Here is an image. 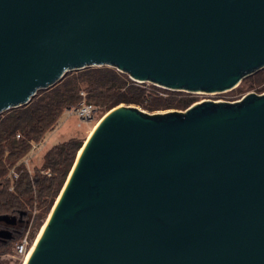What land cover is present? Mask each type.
Masks as SVG:
<instances>
[{
  "label": "water",
  "instance_id": "water-1",
  "mask_svg": "<svg viewBox=\"0 0 264 264\" xmlns=\"http://www.w3.org/2000/svg\"><path fill=\"white\" fill-rule=\"evenodd\" d=\"M103 65L232 90L264 68V0H0V113ZM44 224L26 264H264V92L150 114L120 103Z\"/></svg>",
  "mask_w": 264,
  "mask_h": 264
},
{
  "label": "trees",
  "instance_id": "trees-1",
  "mask_svg": "<svg viewBox=\"0 0 264 264\" xmlns=\"http://www.w3.org/2000/svg\"><path fill=\"white\" fill-rule=\"evenodd\" d=\"M242 82L247 85L245 89L263 92L264 68ZM84 99L102 115L120 103L154 112L185 110L198 100L194 93L138 82L113 66L103 65L69 71L53 86L40 89L27 104L0 113V215L19 217L24 213L16 225L0 222V249L15 246L28 228L41 227L50 213L84 140L71 137L53 145L34 172L28 170L23 158L33 142L41 141L54 128L66 109L80 105ZM11 168L19 173L14 181L9 175ZM47 168L50 175L43 172ZM3 230L11 235L1 234Z\"/></svg>",
  "mask_w": 264,
  "mask_h": 264
},
{
  "label": "rangeland",
  "instance_id": "rangeland-1",
  "mask_svg": "<svg viewBox=\"0 0 264 264\" xmlns=\"http://www.w3.org/2000/svg\"><path fill=\"white\" fill-rule=\"evenodd\" d=\"M247 85L245 82H241L238 87H235L232 90L223 91V92H199L194 93L197 96V101L203 100H215V101H236L241 99V97L248 92H257L255 89H245ZM241 89L244 91L239 92ZM264 92V91H263ZM262 93V92H257ZM144 110V109H143ZM150 113H160L166 112L169 110H159L150 112ZM104 117L101 112L96 109L94 117L91 120H84L80 118L78 115L74 113H68L66 110L60 115L57 123L54 128L48 130L42 140L39 143L38 148L35 150L32 158L30 159L29 166L31 168V172H34L36 167L38 168L44 160V155L49 148H51L55 144L62 143V141L68 140L71 137H78L81 140H86L88 135L94 126L98 123V121ZM49 215V214H48ZM48 217V216H47ZM46 217V219H47ZM46 219L44 220L41 227L30 229V236L35 239L38 237L39 232L41 231ZM18 224V223H17ZM19 256L14 252V246H11L8 250L0 249V264H23Z\"/></svg>",
  "mask_w": 264,
  "mask_h": 264
},
{
  "label": "built area",
  "instance_id": "built-area-1",
  "mask_svg": "<svg viewBox=\"0 0 264 264\" xmlns=\"http://www.w3.org/2000/svg\"><path fill=\"white\" fill-rule=\"evenodd\" d=\"M82 94L85 95L84 92H82ZM83 101L84 102H82L80 105L73 107V108H68V109H66V111L69 114L74 113L84 120H91L94 117V114L96 112V107L92 103H88L87 101H85V99ZM39 143H40V141L33 142L31 150L23 158V163L26 165V167L30 171H31V168L29 166V162H30V159L32 158L35 150L38 148ZM43 172H44V174L46 173L47 175L51 174V171L49 168L44 169ZM9 175H10L12 181L16 180L19 177V173L17 172V170H15V168H11ZM14 186L15 185H12L10 187V189H13ZM36 240H37V238L33 239L30 236V228H28V230L25 231L23 236L15 243L14 252L16 253L17 256L22 258L21 260L23 262L26 259L28 253L32 250Z\"/></svg>",
  "mask_w": 264,
  "mask_h": 264
},
{
  "label": "bare ground",
  "instance_id": "bare-ground-1",
  "mask_svg": "<svg viewBox=\"0 0 264 264\" xmlns=\"http://www.w3.org/2000/svg\"><path fill=\"white\" fill-rule=\"evenodd\" d=\"M94 127H95V126H94ZM93 129H94V128H93ZM93 129L91 130V132L93 131ZM44 226H45V224L43 225L41 231L39 232V235H38V237H37L36 242L38 241V239H39V237H40V235H41V233H42V231H43ZM36 242H35L34 246L36 245ZM34 246H33L32 250L28 253L26 259H25L24 262H23V264H26V263H27V260L29 259L30 255H31V253H32V251H33V249H34Z\"/></svg>",
  "mask_w": 264,
  "mask_h": 264
},
{
  "label": "flooded vegetation",
  "instance_id": "flooded-vegetation-1",
  "mask_svg": "<svg viewBox=\"0 0 264 264\" xmlns=\"http://www.w3.org/2000/svg\"><path fill=\"white\" fill-rule=\"evenodd\" d=\"M18 223V222H17ZM16 225V224H15Z\"/></svg>",
  "mask_w": 264,
  "mask_h": 264
}]
</instances>
